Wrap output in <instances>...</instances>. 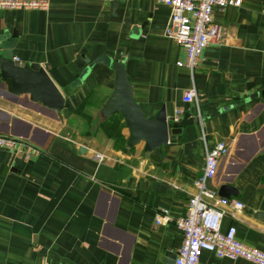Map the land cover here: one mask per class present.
I'll return each mask as SVG.
<instances>
[{
	"label": "crops",
	"instance_id": "crops-1",
	"mask_svg": "<svg viewBox=\"0 0 264 264\" xmlns=\"http://www.w3.org/2000/svg\"><path fill=\"white\" fill-rule=\"evenodd\" d=\"M46 1L0 10V52L43 67L65 99L54 112L9 94L0 78V134L39 151L0 148V264H175L184 243L176 221L221 141L230 152L209 187H233L225 198L245 206L223 207L222 231L236 227L238 241L264 252V0L215 12L224 42L209 45L193 72L165 36L171 8L162 0ZM116 61L147 118L164 110L169 121L195 122L157 149L129 146L123 117L103 114ZM162 211L171 221L156 225ZM201 261L253 264L209 252Z\"/></svg>",
	"mask_w": 264,
	"mask_h": 264
},
{
	"label": "built area",
	"instance_id": "built-area-1",
	"mask_svg": "<svg viewBox=\"0 0 264 264\" xmlns=\"http://www.w3.org/2000/svg\"><path fill=\"white\" fill-rule=\"evenodd\" d=\"M171 8V15L165 30V36L181 45L186 53V60L179 62V67L195 71L201 61L204 50L211 44H222L224 32L215 22L217 10L228 7H240L243 0H162ZM46 0H0V10H39L47 9ZM185 99L194 102V90L186 92ZM27 146L32 154L39 151L29 146L25 140L14 136L0 134V148L17 152ZM230 152L227 143L221 141L206 152V163L202 176L194 183L196 193L188 202V211L176 224L184 235V243L178 250L175 264H204L201 258L205 252L212 253L220 259L231 261L245 260L253 264H264V252L242 244L237 240V229L231 227L222 231L224 218L223 207L228 206L236 211L244 209V204L237 199L220 196L209 187V182L218 174L220 161ZM103 161V155H97ZM171 221L167 211L158 213L156 225H165ZM40 264H51L44 261Z\"/></svg>",
	"mask_w": 264,
	"mask_h": 264
},
{
	"label": "water",
	"instance_id": "water-1",
	"mask_svg": "<svg viewBox=\"0 0 264 264\" xmlns=\"http://www.w3.org/2000/svg\"><path fill=\"white\" fill-rule=\"evenodd\" d=\"M116 2L117 0H112ZM115 70L114 93L103 109V114L110 117L119 113L129 130V146L145 142L146 150H154L169 142L170 132H181L185 125L195 121L187 118L169 121L164 110L154 118H147L142 108L135 102L132 86L122 62L113 64ZM0 78L8 85V93L17 97L29 95L33 103L54 112H60L65 106V99L49 74L38 64L26 65L14 61L6 53L0 52ZM220 196L230 197L236 191L233 187L223 185Z\"/></svg>",
	"mask_w": 264,
	"mask_h": 264
},
{
	"label": "trees",
	"instance_id": "trees-1",
	"mask_svg": "<svg viewBox=\"0 0 264 264\" xmlns=\"http://www.w3.org/2000/svg\"><path fill=\"white\" fill-rule=\"evenodd\" d=\"M119 122H120V120L114 119V123H116L117 125H118ZM116 140H117V147H122L125 144V139H124L123 136H120V135L117 136Z\"/></svg>",
	"mask_w": 264,
	"mask_h": 264
}]
</instances>
